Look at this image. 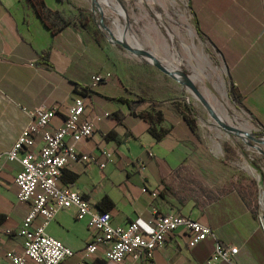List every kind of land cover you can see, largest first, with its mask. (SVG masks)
Returning <instances> with one entry per match:
<instances>
[{"label":"crops","instance_id":"0c3cea01","mask_svg":"<svg viewBox=\"0 0 264 264\" xmlns=\"http://www.w3.org/2000/svg\"><path fill=\"white\" fill-rule=\"evenodd\" d=\"M43 1L51 11L46 20L28 0H0V264L7 263V250H21L14 231L29 211L28 203L17 200L13 182L20 163L5 154L32 122V110L52 107L55 117L47 128L55 129L74 98L85 103L80 120L94 119L95 126L76 149L107 164L72 161L60 177L65 185L97 209L107 199L102 206L112 225L136 221L146 230L154 209L181 213L236 246L233 264H264V224L247 195L233 187L232 170L216 158L215 145L201 144L184 119V86L121 47L115 41L120 33H108L94 17L93 0ZM188 5L198 36L222 58L228 87L264 135V0ZM95 75L102 79L92 87ZM41 143L36 133L28 149L35 152ZM102 150L112 157L105 159ZM46 231L74 251L62 264H117L100 251L85 253L87 219H77L74 209L58 211ZM187 242L188 233L178 228L151 261L138 264H205L213 240L193 247Z\"/></svg>","mask_w":264,"mask_h":264},{"label":"built area","instance_id":"2783aa9c","mask_svg":"<svg viewBox=\"0 0 264 264\" xmlns=\"http://www.w3.org/2000/svg\"><path fill=\"white\" fill-rule=\"evenodd\" d=\"M102 77H92L91 86H96ZM85 103L74 98L63 123L55 129L47 123L55 117V110L45 104L31 111L32 122L17 138L13 147L6 152L8 160H18L20 169L14 175L17 200L29 204V211L14 233L22 238L20 251L7 250L6 264H62L74 255V251L61 240L50 235L46 228L62 209H74L77 219H87L89 239L84 247L87 254L98 251L102 256L117 264H138L152 260L156 248L164 245L170 234L182 228L188 233V246L212 239L213 251L205 264L226 262L233 264L238 248L215 235L205 223L181 213H159L152 210V218L146 230L140 229L136 221L124 225H112L108 211L97 209L93 202L80 192L65 185L60 177L70 162H95L100 168L107 164L97 155L82 153L76 143L94 131V119L80 120ZM36 133L40 134L41 145L37 151L28 148L33 144ZM71 138V142L65 141ZM19 152L22 153L18 157ZM101 155L110 159L112 153L102 150ZM145 190V189H144ZM156 197L157 192L152 191ZM11 234V230L6 231ZM71 264H84L78 260Z\"/></svg>","mask_w":264,"mask_h":264},{"label":"rangeland","instance_id":"374dc122","mask_svg":"<svg viewBox=\"0 0 264 264\" xmlns=\"http://www.w3.org/2000/svg\"><path fill=\"white\" fill-rule=\"evenodd\" d=\"M116 4L122 7L127 20L112 10ZM93 9L96 20L102 18L111 32L119 35L120 29L126 28L129 45L151 51L163 65L186 73L213 112L222 115L226 125L250 135L240 136L221 127L203 102L183 85L186 112L194 119L201 144L215 145L216 158L232 170L233 187L247 195L259 221L264 224V145L254 140L263 137L262 130L229 95L222 58L210 47L211 52L208 51L206 42L198 36L188 0H95ZM132 54L157 68L146 57ZM219 101L223 107L219 106Z\"/></svg>","mask_w":264,"mask_h":264},{"label":"water","instance_id":"95a60500","mask_svg":"<svg viewBox=\"0 0 264 264\" xmlns=\"http://www.w3.org/2000/svg\"><path fill=\"white\" fill-rule=\"evenodd\" d=\"M95 3V0H93V4ZM122 8V7H121ZM123 10V9H122ZM124 11V10H123ZM127 20V19H126ZM100 26H102L108 33H110V29L104 24L102 18L99 21ZM126 29V28H125ZM127 31V29H126ZM121 47L127 49L128 51L134 53L135 55L141 56V57H146L148 59V61L150 63H152L155 67H157L160 71H162L163 73L167 74L168 76H170L171 78H173L174 80H176L177 82H179L182 85H186L188 86L192 92L203 102V104L206 106V108L208 109V111L211 113L212 117L216 120V122L223 127L224 129L228 130V132H232L234 134L240 135V136H244V137H249L250 135L247 132H243L240 133V130L233 127V126H229L226 125L223 121H221L219 119V116L216 115L212 108L210 107V105L208 104V102L205 100V98L202 96V94L200 93V91L198 90V88L194 85V83L191 81V79L189 78V76L184 73L183 71H179L176 69H172L169 68L165 65L162 64V62L160 60H158L150 51L148 50H144L142 48H135L132 47L131 45H129L128 43H125L123 41H121L120 39L115 40ZM179 77H183L184 80H181ZM254 140L260 144L264 145V135L263 137H261L260 139H256L254 138ZM259 150H261L259 148Z\"/></svg>","mask_w":264,"mask_h":264},{"label":"trees","instance_id":"16d2710c","mask_svg":"<svg viewBox=\"0 0 264 264\" xmlns=\"http://www.w3.org/2000/svg\"><path fill=\"white\" fill-rule=\"evenodd\" d=\"M29 2L33 3V5L36 7V10L38 12V14L44 19L46 20V17L49 13H51V11L48 10V8L45 7V4H44V1L43 0H28ZM57 15L58 12H56ZM197 32L199 33V31L197 30ZM229 95L231 96V98L233 100H235L236 102L239 103V99L238 97L234 94L233 92V89L232 88H229ZM138 101H143L142 98H139ZM240 104V103H239ZM184 119L186 120L187 124L189 125L190 129L192 131H194V119L192 120L188 114H184ZM111 136L113 138H115V133L114 132H111L110 133ZM107 199H104L101 203H98V207H100V210L102 211H107V208L106 207H103V203L106 202ZM109 202V201H108Z\"/></svg>","mask_w":264,"mask_h":264},{"label":"bare ground","instance_id":"6f19581e","mask_svg":"<svg viewBox=\"0 0 264 264\" xmlns=\"http://www.w3.org/2000/svg\"><path fill=\"white\" fill-rule=\"evenodd\" d=\"M104 1H106V2H108V0H104ZM114 5V4H113ZM112 10L113 11H116L118 14H120V15H122L125 19H127V15H126V13L122 10V8L120 7V5H115V6H113L112 7ZM121 25V24H120ZM119 25V26H120ZM128 28V27H127ZM190 29V28H189ZM119 30V29H118ZM192 30V29H191ZM190 31V30H189ZM120 36H119V38H120V40L121 41H123V42H125V43H127L128 42V39H127V31H126V29L124 28L123 30H121L120 29ZM190 34H191V36H194V33L192 32V31H190ZM129 36V35H128ZM129 38V37H128ZM130 40V39H129ZM133 46V45H132ZM189 47H191V45L189 46ZM190 51V50H189ZM207 70V69H206ZM181 80H184V78L183 77H179ZM205 92V91H204ZM208 93V92H207ZM212 97V96H211ZM207 100V99H206ZM210 102V101H209ZM219 103V106H222V104H221V102L219 101L218 102ZM213 107V106H212ZM223 107V106H222ZM218 109V108H217ZM228 110V109H227ZM227 110H226V112H227ZM222 116V115H221ZM221 116H219V119L221 120V121H223L224 119H223V117H221ZM230 121V120H229Z\"/></svg>","mask_w":264,"mask_h":264}]
</instances>
